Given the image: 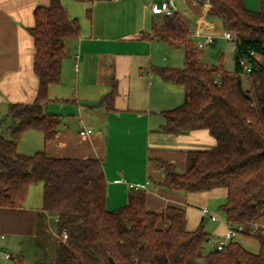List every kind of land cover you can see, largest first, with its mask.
Segmentation results:
<instances>
[{"label":"trees","instance_id":"1","mask_svg":"<svg viewBox=\"0 0 264 264\" xmlns=\"http://www.w3.org/2000/svg\"><path fill=\"white\" fill-rule=\"evenodd\" d=\"M253 11L243 0H210L208 14L222 20L236 34L235 70L222 60L206 65L186 19L179 13L153 24L146 38H158L185 50L183 67H156L163 79L184 89L181 105L164 111L160 131L185 134L208 130L215 144L187 153L186 168L160 160L161 186L183 193L225 189L221 206L226 220L238 234L255 238L259 251L246 248L238 237L224 250H206L209 234L204 228H187L186 208L169 205L162 211L147 207V193L132 189L128 203L107 207V179L96 158L49 155L45 150L27 155L18 143L29 130L43 132L45 143L57 135L61 117L47 112L49 88L61 74L67 42L77 36L60 0L38 7L35 24L33 69L39 79L31 103H12L0 128V205L22 207L33 184L43 185V208L57 216L58 238L52 264H264V0ZM253 53V54H252ZM244 60L251 71L244 72ZM115 91L100 100L113 109ZM10 121V122H9Z\"/></svg>","mask_w":264,"mask_h":264},{"label":"crops","instance_id":"2","mask_svg":"<svg viewBox=\"0 0 264 264\" xmlns=\"http://www.w3.org/2000/svg\"><path fill=\"white\" fill-rule=\"evenodd\" d=\"M51 1L0 0V122L12 103H31L36 97L39 79L33 69L35 48L29 28L35 24V10ZM60 1L78 25L77 36L67 42L60 79L50 86L46 105L47 112L59 115L62 122L48 143L39 130L25 132L19 152L31 155L45 150L56 157L96 158L105 171L109 210L127 204L132 189H143L150 210L160 212L169 205L186 208L187 228H204L209 241L215 239L217 244L227 233L225 212H218L223 210L226 190L183 193L160 184L164 178L160 160L183 172L189 151L215 144L208 130L178 135L160 131L163 112L184 101L183 87L154 71L162 66L183 67L184 48L144 37L164 18L152 4L164 0ZM173 1L197 44L214 38L200 49L202 61L215 66L222 60L228 71H234L236 43L226 38L222 20L208 14L210 0ZM243 1L247 7H257L254 0ZM76 53L80 54L77 69ZM112 91L113 109H107L100 100ZM4 127L0 134L7 137ZM84 129L93 131L83 135ZM204 208L217 219L204 213ZM57 223L56 214L43 208L40 183L30 187L22 207L0 205V264H43L44 257L53 262ZM257 225L264 227V218Z\"/></svg>","mask_w":264,"mask_h":264},{"label":"built area","instance_id":"3","mask_svg":"<svg viewBox=\"0 0 264 264\" xmlns=\"http://www.w3.org/2000/svg\"><path fill=\"white\" fill-rule=\"evenodd\" d=\"M152 9L155 12H160L163 16L172 15L175 12H177V7L174 4L173 0H164L162 3H153ZM225 36L230 41L235 42V40H236V34L232 30H226ZM213 41H214V38L212 36H209L205 40H201L198 44V47H199V49L203 50L206 46H208ZM74 59H75V66L77 69L79 66L80 54L76 53L74 55ZM241 64L243 65V69H244L245 73H248L251 71V67L244 60L241 61ZM92 131H93L92 129H84L80 133L84 135V134H89ZM203 211H204V213L209 214L212 219H214V220L217 219V217L215 215L211 214L206 208H204ZM56 219H57V216H56ZM237 234H238V231L235 230L234 227L228 223L227 224V233L224 236V238L219 240L216 247L219 250H224V248L227 246L229 241L232 238H234L235 236H237ZM58 238L62 241L66 240L67 239V233L63 232L61 235L58 234ZM6 257H10V253H6Z\"/></svg>","mask_w":264,"mask_h":264},{"label":"rangeland","instance_id":"4","mask_svg":"<svg viewBox=\"0 0 264 264\" xmlns=\"http://www.w3.org/2000/svg\"><path fill=\"white\" fill-rule=\"evenodd\" d=\"M250 1H251V0H250ZM255 3H257V7L254 8V9L251 8L250 5H248V7H249L250 9H252L253 11H257V10L260 9V1H259V0H254V4H255ZM201 53H202V51H200V56H201ZM209 65L211 66L212 64H209ZM215 65H216V63H215ZM211 67H212V66H211ZM4 128H5V130H6V129L8 128V124H7V126H5ZM6 136L9 137V132H8V134H7ZM217 210H219V208H218ZM218 212H219V213H220V212L224 213L223 210H220V211H218ZM238 238H239L240 242H241L246 248H248L250 251L255 252V253L259 251V243H258V241H257L255 238L250 237V236H245V235H243V234H239ZM214 241H215V239H213L212 241H209V242L207 243V245H206V250H207V251H209L210 249L216 247L217 244H215ZM42 261H43V264H52V259H50V257H49V258L44 257Z\"/></svg>","mask_w":264,"mask_h":264}]
</instances>
